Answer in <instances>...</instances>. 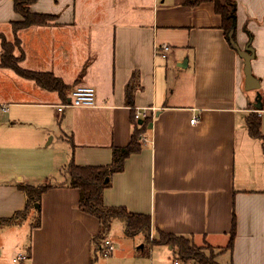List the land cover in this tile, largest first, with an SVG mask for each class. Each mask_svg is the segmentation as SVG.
<instances>
[{"label": "crops", "instance_id": "obj_1", "mask_svg": "<svg viewBox=\"0 0 264 264\" xmlns=\"http://www.w3.org/2000/svg\"><path fill=\"white\" fill-rule=\"evenodd\" d=\"M188 1L31 5L55 19L18 31L20 65L52 72L71 87L65 100L0 66V220L25 209L20 185H52L42 195L38 226L34 210L15 223L0 222V264H175L176 250L168 245H147L151 254L143 257L144 236H127L119 220L106 237L114 251L97 257L100 221L80 209V190L62 171L73 158L81 165L110 164L113 147L131 139L137 109H155L146 117L148 140L113 175L105 204L149 214L152 238L160 230L202 239L231 252L228 264H264V0H233L235 40L255 51L252 71L260 87L251 90L244 58L227 39L215 3ZM20 19L14 0H0V33L9 41L15 39L12 22ZM163 44L170 45L167 58L155 49ZM134 75L138 85L128 99ZM78 85L94 86L97 104L59 111L55 105L68 102ZM251 113L259 115L263 139L249 133ZM193 117L199 118L194 124ZM119 223L130 239L115 254L123 244L114 231ZM19 252L27 258L16 263Z\"/></svg>", "mask_w": 264, "mask_h": 264}, {"label": "trees", "instance_id": "obj_2", "mask_svg": "<svg viewBox=\"0 0 264 264\" xmlns=\"http://www.w3.org/2000/svg\"><path fill=\"white\" fill-rule=\"evenodd\" d=\"M37 0H14V8L22 19L12 22L15 34L14 41H9L4 34L0 33L2 41V50L0 53V66L12 68L19 75L32 79L36 83L48 90L57 91L67 100L66 92L71 85L65 83L62 78L56 76L52 72L35 71L24 68L20 62L24 58V52L21 48V40L17 33L20 29L36 24H46L55 19V15L34 12L31 5ZM207 0H190L187 4L196 5ZM215 3L216 11L222 16V28L227 39L231 43V37L235 39V30L237 24V9L233 0H208ZM233 31L232 36L230 32ZM20 48L21 55L15 54V49ZM85 71V69H84ZM83 75V72L81 73ZM137 76L131 79L126 87V95L128 99H132L134 91L137 87ZM135 126L132 131L131 139L125 146H114L112 161L107 165H81L75 162L74 158L67 165L66 174L69 179V185L80 190L79 207L82 211L96 216L100 221V232L93 240L96 244V256L103 254V248L99 244L105 241L107 235L112 229V225L116 220L124 223L125 234L130 237L143 235L145 238L146 249L151 244L168 245L176 250V253L183 261L194 260L199 264H213L204 253L198 251L193 237L178 235L174 233H166L157 231L158 236H151L152 220L149 214L130 212L123 206H108L104 202V191L112 184V177L115 173L124 170L126 159L139 152L142 149V137L147 131L150 119L144 118L136 120L133 117ZM247 124L250 135L255 138L263 139L261 131V121L259 115L251 113L247 116ZM264 150V143H263ZM52 187L51 184H23L20 188L26 195V206L22 211L16 212L12 217L1 219L2 223H15L28 217L35 211V224H40V206L42 195ZM236 215L233 213L232 228L230 231V240L228 247H233L236 236ZM148 245V246H147ZM147 250V249H146Z\"/></svg>", "mask_w": 264, "mask_h": 264}, {"label": "built area", "instance_id": "obj_3", "mask_svg": "<svg viewBox=\"0 0 264 264\" xmlns=\"http://www.w3.org/2000/svg\"><path fill=\"white\" fill-rule=\"evenodd\" d=\"M158 54L162 57L167 58L168 52L170 50L169 44L157 45L155 47ZM97 104V90L92 85H78L76 86L71 94L70 100L67 102H63L61 104L55 105L59 111H62L65 107L73 106V107H80V106H95ZM155 109H137L135 112V119L142 120L146 117H154ZM198 117H193L191 119V123L194 124L198 121ZM142 140L146 141L148 138L143 135ZM115 249L114 244L111 240L105 239L103 244V254L108 256L112 253ZM27 258L25 253L19 252L13 259L14 262H20ZM175 264H180L179 261H175Z\"/></svg>", "mask_w": 264, "mask_h": 264}, {"label": "rangeland", "instance_id": "obj_4", "mask_svg": "<svg viewBox=\"0 0 264 264\" xmlns=\"http://www.w3.org/2000/svg\"><path fill=\"white\" fill-rule=\"evenodd\" d=\"M66 170H67V165L62 170L64 174H65ZM114 231L116 233L115 235H116L117 240L118 241L120 240L119 242L123 243L122 245L120 243L116 244V252H115V254H116V253H119L121 251L123 245H125V246L128 245V242L126 241V239H130V238H125V236H124L125 234L122 233L123 229H122V225L120 223L115 226ZM156 236H158V234H156ZM193 240L196 244L198 251L201 253H204L205 256L208 257L213 264H228V260H230V253L231 252H228V251L227 252H223V251L221 252V250H219V247L213 246V245L207 243L206 241H204L202 239H193ZM157 249H159V248H155V252H154L155 257L159 255L156 252V251H158ZM163 249H166V248H163ZM138 252L141 255H143V257H145V258H148L151 254L149 252V250H146L143 248L138 249ZM166 254L167 253L164 252L163 254H161L160 258ZM170 255L172 256L171 253H170ZM173 259L180 261L179 263H181V264H199L197 261H194V260H190L187 262L183 261L178 256V254L177 253L174 254V252H173Z\"/></svg>", "mask_w": 264, "mask_h": 264}, {"label": "water", "instance_id": "obj_5", "mask_svg": "<svg viewBox=\"0 0 264 264\" xmlns=\"http://www.w3.org/2000/svg\"><path fill=\"white\" fill-rule=\"evenodd\" d=\"M233 31L230 32V36H232ZM231 44L238 50V53L240 54L241 57L244 58V72H245V82H246V89L251 90V89H257L260 87L259 80L255 75L253 74L252 71V59L254 58L255 51L252 45L248 43L244 49H242L236 40L231 37Z\"/></svg>", "mask_w": 264, "mask_h": 264}]
</instances>
